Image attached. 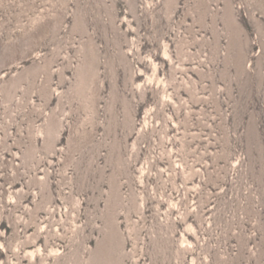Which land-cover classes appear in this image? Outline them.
<instances>
[{
  "label": "rangeland",
  "instance_id": "obj_1",
  "mask_svg": "<svg viewBox=\"0 0 264 264\" xmlns=\"http://www.w3.org/2000/svg\"><path fill=\"white\" fill-rule=\"evenodd\" d=\"M0 264H264V0H0Z\"/></svg>",
  "mask_w": 264,
  "mask_h": 264
}]
</instances>
